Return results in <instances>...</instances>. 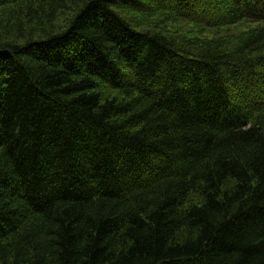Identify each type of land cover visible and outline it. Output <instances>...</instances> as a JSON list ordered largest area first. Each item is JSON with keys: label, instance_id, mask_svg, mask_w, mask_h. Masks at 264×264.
Masks as SVG:
<instances>
[{"label": "trees", "instance_id": "obj_1", "mask_svg": "<svg viewBox=\"0 0 264 264\" xmlns=\"http://www.w3.org/2000/svg\"><path fill=\"white\" fill-rule=\"evenodd\" d=\"M0 264H264V0H0Z\"/></svg>", "mask_w": 264, "mask_h": 264}, {"label": "water", "instance_id": "obj_2", "mask_svg": "<svg viewBox=\"0 0 264 264\" xmlns=\"http://www.w3.org/2000/svg\"><path fill=\"white\" fill-rule=\"evenodd\" d=\"M3 55V53H0V56Z\"/></svg>", "mask_w": 264, "mask_h": 264}, {"label": "rangeland", "instance_id": "obj_3", "mask_svg": "<svg viewBox=\"0 0 264 264\" xmlns=\"http://www.w3.org/2000/svg\"><path fill=\"white\" fill-rule=\"evenodd\" d=\"M0 53H2V52H0Z\"/></svg>", "mask_w": 264, "mask_h": 264}]
</instances>
